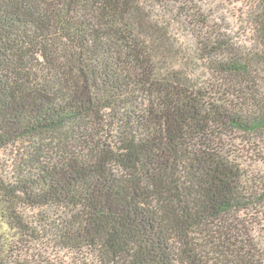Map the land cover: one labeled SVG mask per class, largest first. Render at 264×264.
<instances>
[{
  "label": "trees",
  "instance_id": "obj_1",
  "mask_svg": "<svg viewBox=\"0 0 264 264\" xmlns=\"http://www.w3.org/2000/svg\"><path fill=\"white\" fill-rule=\"evenodd\" d=\"M236 1L242 48L194 0H0V264H264V0Z\"/></svg>",
  "mask_w": 264,
  "mask_h": 264
},
{
  "label": "rangeland",
  "instance_id": "obj_2",
  "mask_svg": "<svg viewBox=\"0 0 264 264\" xmlns=\"http://www.w3.org/2000/svg\"><path fill=\"white\" fill-rule=\"evenodd\" d=\"M194 2L197 6H217L215 13L216 17L219 18L218 23H220L222 32H225L232 38L235 48H242V41L244 39L242 36L244 30L242 28L244 27L241 26V23L239 19L235 17L234 12L235 7L241 6L240 3L236 0H194ZM227 6H233V8L230 7L232 11ZM12 158L13 154H9L7 152L0 153V161L10 164V166L15 162ZM46 212L50 215L55 214L51 210H47ZM20 248L24 252H27L24 253L27 258H30L29 256L33 255L34 259L48 260L53 264H57V262L70 264L73 262V257L70 254L60 252L54 248L33 245H20Z\"/></svg>",
  "mask_w": 264,
  "mask_h": 264
}]
</instances>
